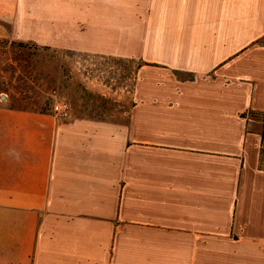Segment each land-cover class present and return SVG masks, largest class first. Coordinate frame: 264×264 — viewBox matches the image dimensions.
I'll return each instance as SVG.
<instances>
[{
	"label": "crops",
	"instance_id": "obj_1",
	"mask_svg": "<svg viewBox=\"0 0 264 264\" xmlns=\"http://www.w3.org/2000/svg\"><path fill=\"white\" fill-rule=\"evenodd\" d=\"M0 40L139 62L117 120L4 77L0 264H264V0H0Z\"/></svg>",
	"mask_w": 264,
	"mask_h": 264
},
{
	"label": "rangeland",
	"instance_id": "obj_2",
	"mask_svg": "<svg viewBox=\"0 0 264 264\" xmlns=\"http://www.w3.org/2000/svg\"><path fill=\"white\" fill-rule=\"evenodd\" d=\"M34 4L28 1L26 6ZM19 43L0 40V84L9 76L10 84L21 92L22 104L32 106L36 101L55 115L54 106L67 103L71 112L65 120L75 116L117 120L127 110L139 62Z\"/></svg>",
	"mask_w": 264,
	"mask_h": 264
},
{
	"label": "built area",
	"instance_id": "obj_3",
	"mask_svg": "<svg viewBox=\"0 0 264 264\" xmlns=\"http://www.w3.org/2000/svg\"><path fill=\"white\" fill-rule=\"evenodd\" d=\"M55 115L61 119H68L70 117L71 109L67 103H58L54 106ZM261 148L264 151V128L261 138Z\"/></svg>",
	"mask_w": 264,
	"mask_h": 264
},
{
	"label": "trees",
	"instance_id": "obj_4",
	"mask_svg": "<svg viewBox=\"0 0 264 264\" xmlns=\"http://www.w3.org/2000/svg\"><path fill=\"white\" fill-rule=\"evenodd\" d=\"M19 44H20L21 46L24 45L23 43H19ZM31 104H32V106H34V107L39 106L38 103H37L36 101H35V102H31ZM31 104H30V105H31ZM48 110H49L48 108H44L43 106H42V108H41V111H42V112H48ZM93 119H94V118H93ZM101 120H102V119H101Z\"/></svg>",
	"mask_w": 264,
	"mask_h": 264
}]
</instances>
